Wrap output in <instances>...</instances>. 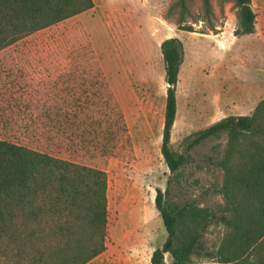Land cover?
Instances as JSON below:
<instances>
[{
	"label": "rangeland",
	"instance_id": "rangeland-1",
	"mask_svg": "<svg viewBox=\"0 0 264 264\" xmlns=\"http://www.w3.org/2000/svg\"><path fill=\"white\" fill-rule=\"evenodd\" d=\"M94 2L93 10L1 51L0 139L105 171L108 225L101 260L151 264L168 240L155 205L157 190L165 192L170 178L161 151L168 90L161 45L178 38L185 51L171 147L187 163L174 177L170 201L218 210L225 203L219 163L228 136L192 142L227 117L251 116L261 102L264 0H253L255 35L242 37L235 36V0H210V14L202 0H187L186 14L179 0ZM225 234L213 224L191 264H216L211 255ZM165 264H173L170 254Z\"/></svg>",
	"mask_w": 264,
	"mask_h": 264
},
{
	"label": "trees",
	"instance_id": "trees-1",
	"mask_svg": "<svg viewBox=\"0 0 264 264\" xmlns=\"http://www.w3.org/2000/svg\"><path fill=\"white\" fill-rule=\"evenodd\" d=\"M206 14L210 0H202ZM182 14L187 0H179ZM93 0H0V52L21 40L84 14ZM235 36L256 33L252 0H235ZM181 31L193 33L192 26ZM168 85L162 155L170 171L167 190H157L155 205L168 240L156 249L151 264H191L213 224L226 234L215 254L216 264H264V100L251 116H230L199 132L192 146L227 134L219 167L225 203L218 210L170 201L174 177L187 158L173 151L177 116L176 90L184 45L171 38L161 45ZM176 179V178H175ZM108 175L27 147L0 140V259L7 264H89L106 251Z\"/></svg>",
	"mask_w": 264,
	"mask_h": 264
},
{
	"label": "crops",
	"instance_id": "crops-1",
	"mask_svg": "<svg viewBox=\"0 0 264 264\" xmlns=\"http://www.w3.org/2000/svg\"><path fill=\"white\" fill-rule=\"evenodd\" d=\"M94 1V0H93ZM252 2H253V0H252ZM94 5H95V2H94ZM94 9V8H93ZM92 9V10H93ZM91 11V10H90ZM264 11V10H263ZM89 12V11H88ZM87 13V12H86ZM82 15V14H81ZM262 24H264V21L262 22ZM253 35H255V34H253ZM264 40V39H263ZM9 48H11V47H9ZM9 48H7V49H9ZM7 49H5V50H3V51H6ZM2 51V52H3ZM1 53V52H0ZM3 58V56H0V59H2ZM9 63H13V60L11 59V58H9ZM66 71H62V74H63V80H65V75H66ZM74 73V72H73ZM260 73H262L263 75H264V68L260 71ZM61 78V77H60ZM61 78V79H62ZM63 86H64V83H63ZM262 99V100H261ZM258 100H260V101H263L264 100V93H260V95H259V99ZM0 140H2V141H6V140H3V139H0ZM103 255H104V253L102 254V255H100L99 257H97L96 259H94L92 262H90L89 264H94V263H96V264H105L104 263V261L103 260H101L102 259V257H103Z\"/></svg>",
	"mask_w": 264,
	"mask_h": 264
}]
</instances>
